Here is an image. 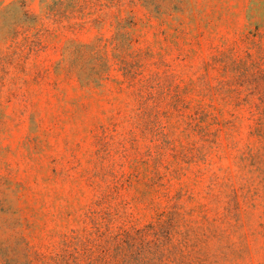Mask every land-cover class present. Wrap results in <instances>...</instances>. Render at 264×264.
I'll list each match as a JSON object with an SVG mask.
<instances>
[{"label":"rangeland","instance_id":"obj_1","mask_svg":"<svg viewBox=\"0 0 264 264\" xmlns=\"http://www.w3.org/2000/svg\"><path fill=\"white\" fill-rule=\"evenodd\" d=\"M0 264H264V0H0Z\"/></svg>","mask_w":264,"mask_h":264},{"label":"trees","instance_id":"obj_2","mask_svg":"<svg viewBox=\"0 0 264 264\" xmlns=\"http://www.w3.org/2000/svg\"><path fill=\"white\" fill-rule=\"evenodd\" d=\"M159 230H162L161 227H159L157 224L154 225H149L148 229L143 230L142 233L148 234V233H158ZM134 237L129 234H117L112 238L111 246H108L105 248L106 253L111 252V247L113 248L112 250L114 251L112 255H116L119 252L124 251L127 247L133 246L132 241ZM127 240V241H125Z\"/></svg>","mask_w":264,"mask_h":264}]
</instances>
